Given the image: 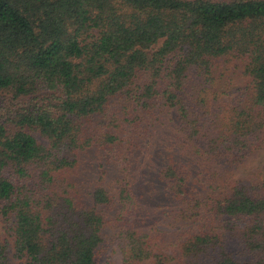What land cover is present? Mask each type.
<instances>
[{
    "label": "trees",
    "instance_id": "trees-1",
    "mask_svg": "<svg viewBox=\"0 0 264 264\" xmlns=\"http://www.w3.org/2000/svg\"><path fill=\"white\" fill-rule=\"evenodd\" d=\"M263 146L264 0H0V264H264Z\"/></svg>",
    "mask_w": 264,
    "mask_h": 264
},
{
    "label": "rangeland",
    "instance_id": "rangeland-1",
    "mask_svg": "<svg viewBox=\"0 0 264 264\" xmlns=\"http://www.w3.org/2000/svg\"><path fill=\"white\" fill-rule=\"evenodd\" d=\"M250 77L245 74L244 67L232 64L229 70L224 87L227 90L225 99L230 103L234 97H237L239 93L243 92L244 88L248 85ZM235 178L241 179H263L264 178V146L254 150L241 164L234 169ZM4 223L0 222V229L2 239H8L12 241L6 229H4ZM113 249H108L105 256L112 255L113 258L118 259V251L113 253ZM100 264H107L105 257L102 259Z\"/></svg>",
    "mask_w": 264,
    "mask_h": 264
}]
</instances>
